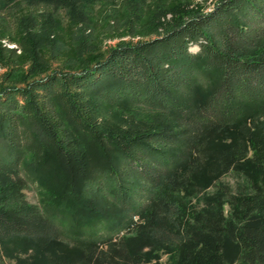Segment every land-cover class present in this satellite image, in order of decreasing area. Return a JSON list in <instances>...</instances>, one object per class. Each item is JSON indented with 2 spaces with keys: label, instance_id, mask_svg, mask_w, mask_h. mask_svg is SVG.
<instances>
[{
  "label": "trees",
  "instance_id": "16d2710c",
  "mask_svg": "<svg viewBox=\"0 0 264 264\" xmlns=\"http://www.w3.org/2000/svg\"><path fill=\"white\" fill-rule=\"evenodd\" d=\"M214 5L210 11L195 10L182 21L173 20L154 39L123 40L77 70L30 68L20 79L15 71L2 72L0 170L17 171L28 151L35 157L48 149L47 157L25 164L33 179L51 175L41 171L49 169V158H56L59 170L71 169L74 183L78 177L87 183V175L75 169L80 156L72 155L58 133L67 120L74 140L104 149L89 189L108 194L129 219H146L145 235L135 238L136 245L188 242L193 250L182 259L184 264H204L205 253H210V264H216L221 259L216 260L214 249L222 242L186 224L178 192L201 181L208 184L209 179L199 175L203 167L198 151L240 161L252 146V158L240 166L252 184L260 186V195L257 212H245L250 216L236 235V245L243 242L241 246L257 249L250 252L253 259L264 258V0H217ZM128 28L132 35V23ZM193 44L199 47L196 53L190 51ZM7 51H0V68L15 62ZM91 102L145 105L173 122L160 130L105 132L92 119ZM176 127L180 131L174 132ZM85 193L74 184L68 204L59 200L50 213L0 209V244H35L37 264H59L68 260L56 251L60 236L86 246L113 237L119 226H108L105 219L111 216ZM61 227L70 229L67 235ZM104 230L109 234H102Z\"/></svg>",
  "mask_w": 264,
  "mask_h": 264
},
{
  "label": "rangeland",
  "instance_id": "374dc122",
  "mask_svg": "<svg viewBox=\"0 0 264 264\" xmlns=\"http://www.w3.org/2000/svg\"><path fill=\"white\" fill-rule=\"evenodd\" d=\"M216 2L217 0H0V51L7 48L6 54L16 62L9 67H1L0 76L2 72L10 70L18 74V79L24 78L30 68H34L36 72L80 69L105 56L123 40L154 39L157 31H162L173 20L180 18L179 21H182L195 10L210 11ZM130 23L135 28L131 31L132 35L128 28ZM190 51L196 53L199 47L193 44ZM91 106L92 119L95 118L105 132L160 130L173 122L171 116L145 105L110 107L101 102H93ZM66 121L63 120V128L58 133L72 155L80 156L81 159L74 167L80 175H87L85 178L88 182L84 184L78 177L77 183H74L70 175L71 169L68 168L66 172L59 170L56 158H49V169L41 171H50L51 175L48 174L42 180L36 175V179H33L30 176L31 167L25 164L29 165L31 161L45 157L44 152L48 149H41L39 156L35 157L33 152L28 151L25 162L17 171L0 170V209L20 212L33 209L50 213L59 200H65L68 204V190L75 184L76 188L86 190L85 196L96 208L101 209L105 216H111L105 219L108 226H119V230L113 237L102 240L98 245L86 246L87 244H77L67 235L70 229L61 227L67 236L57 239L56 251L63 253L68 260H61L59 264H184L182 259L193 250L188 242H179L176 246L147 242L136 245L135 238L145 235L146 219L140 215L129 219L108 194L98 192L96 187L89 189L91 183L95 182L97 164L102 160L101 153L104 149L102 151L74 140L75 136L71 135V127ZM177 131L180 128L176 127L174 132ZM218 148L213 147L214 150ZM249 148L246 159L241 158L240 161H229L225 156L216 158L219 155L210 151H198L203 167L199 175H205L209 179L208 184L201 181L178 192L183 207H186L183 217L186 224L196 225V230L206 238L215 237L222 242L221 248L214 249L217 252L216 260L219 257L221 259L216 264H264V258H252L250 252H256L257 249L252 251L247 245L241 246L243 242L236 245V235L242 232L243 223L250 216L245 212L249 209L253 214L257 212V196L260 195V186L253 185L252 178L240 166L242 161L252 158L253 147ZM46 153L49 154L48 151ZM75 169L72 168L73 174L76 173ZM186 174L190 175L189 170ZM101 233L105 236L109 234L108 230ZM229 237L233 241L227 242ZM225 242L226 245L222 247ZM209 254L205 253L204 264L211 263ZM36 257L35 244H0V264H37ZM47 257H50L48 251ZM56 263V260L44 262Z\"/></svg>",
  "mask_w": 264,
  "mask_h": 264
}]
</instances>
